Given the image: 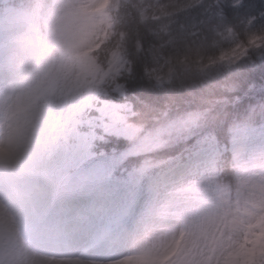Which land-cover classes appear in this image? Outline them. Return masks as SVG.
I'll use <instances>...</instances> for the list:
<instances>
[{
	"label": "trees",
	"instance_id": "trees-1",
	"mask_svg": "<svg viewBox=\"0 0 264 264\" xmlns=\"http://www.w3.org/2000/svg\"><path fill=\"white\" fill-rule=\"evenodd\" d=\"M55 3H0V53L6 45H18L7 29L14 35L21 28L36 29L43 44ZM106 14L105 48L84 55L78 75L64 82L72 88L73 117L86 132L94 131L91 165L108 155L119 173L138 169L146 178L199 147H225L214 172L192 179V191L213 190L223 174L238 187L239 169L227 146L240 129L264 135V43L253 44L264 37V0H108ZM40 53L47 58L51 52ZM117 59L119 66L107 76ZM93 100L116 105L119 116L97 120L96 108L88 115ZM185 117L194 124L159 149L127 155L135 143L144 147L157 128ZM110 123L116 132L108 131ZM93 172L103 178L111 170ZM157 198L155 208L182 207L173 192ZM185 209L192 223L191 248L200 257L210 253L216 220L225 209L206 204L199 192Z\"/></svg>",
	"mask_w": 264,
	"mask_h": 264
},
{
	"label": "rangeland",
	"instance_id": "rangeland-1",
	"mask_svg": "<svg viewBox=\"0 0 264 264\" xmlns=\"http://www.w3.org/2000/svg\"><path fill=\"white\" fill-rule=\"evenodd\" d=\"M105 6L106 0H57L56 10L48 25L52 43L49 42L47 47L49 50L57 48V52L62 53L70 75L78 56L88 47L92 46L97 51L105 48L104 30L100 22ZM53 25L61 29V38L53 39ZM31 33L21 31L20 38L29 40L32 53H35L38 40ZM262 42L264 37H259L253 44ZM33 66V63L27 62V57L11 54L10 51L0 57V110L7 101L21 94L26 78L32 80L24 114L23 140L6 162L0 159V193L8 197L16 212V223L6 209L4 217L7 221L0 222V264H47L45 259L51 256H68L51 251H65L70 234L77 235L73 237L74 240H84L85 244L90 240L97 241L101 251L117 252L116 257L124 258L122 264H196L187 251V223L178 217L158 215L151 205H147V199L158 185L167 190L173 187L187 190L190 178L197 173L191 163L212 160L213 155H209L207 149H200L175 168L149 177L145 182H142L139 172H134L122 211H119V205L106 207L97 204L93 198L99 199L97 195L102 192L92 191L88 185L59 189L51 184L49 187L58 195L62 196L67 191L62 199L57 200L45 185L59 176L49 172L47 166L53 162L60 164L62 170L84 166L94 134L93 131L82 132L72 121L69 87L53 88L52 81L31 74L38 70ZM98 114L102 119H111L117 116V111L111 104L103 102ZM194 121L192 117H185L167 122L153 131L155 134L147 139L146 147L156 150L193 125ZM56 124L70 125V128L59 132L54 126ZM109 131L113 132L114 128L109 127ZM63 134L77 140L76 155L54 144V140ZM241 135L231 145L235 156L241 155L237 157L238 167L241 168L239 188L232 177L223 174L213 190H203L206 200L215 201L216 204L223 202L226 210L218 228L219 233L217 237L214 236L215 246L203 264H264V137L253 139L244 133ZM118 171L115 167L114 174L117 175ZM82 175L83 172H76L77 177ZM142 189L143 193L138 197ZM80 194L86 196L81 197ZM101 196L108 198V194ZM119 199V195L115 197L116 201ZM109 200L116 202L111 198ZM56 201L60 206L57 207ZM33 213L39 224H29L34 218ZM54 227L59 228L55 236L67 238L66 244L62 240L52 244L43 241L44 235L53 234ZM19 230L46 253L38 254L18 236ZM85 244L73 248L71 253L79 256Z\"/></svg>",
	"mask_w": 264,
	"mask_h": 264
},
{
	"label": "bare ground",
	"instance_id": "bare-ground-1",
	"mask_svg": "<svg viewBox=\"0 0 264 264\" xmlns=\"http://www.w3.org/2000/svg\"><path fill=\"white\" fill-rule=\"evenodd\" d=\"M7 210L11 213V216L13 217V221L16 223V212L13 209L10 200L8 199L7 196L3 195L0 193V222L7 221L4 217V210ZM34 216V213H33ZM38 221L36 220V216H34L33 219L29 222V224H34L37 223ZM14 223V224H15ZM39 224V223H37ZM58 227L53 228V234H46L43 236V241L44 242H49L50 244L58 242L62 240L65 244L67 241V238L69 239V242L67 243V247L65 251L63 252H58L56 250L51 251V253L54 254H59V255H68V256H63L59 258H54V256H51L49 258H46L45 262L47 264H122L124 261V258L122 256H117L118 253L113 251V250H108L107 252L101 251L99 249V244L95 240H90L86 242L84 240L80 239H75L73 237H76L77 235L72 236L71 234L67 236V238L63 236H55L58 234ZM18 236L21 237L23 240L27 241L33 249L42 253H46L44 249H42L34 240L30 239L26 235H22V231H18ZM85 248H83L82 252L79 253V256H76L77 254H72L71 251L73 248L76 247H81L80 245H84ZM36 264H45V263H36Z\"/></svg>",
	"mask_w": 264,
	"mask_h": 264
},
{
	"label": "clouds",
	"instance_id": "clouds-1",
	"mask_svg": "<svg viewBox=\"0 0 264 264\" xmlns=\"http://www.w3.org/2000/svg\"><path fill=\"white\" fill-rule=\"evenodd\" d=\"M53 39H59L63 33L61 29L52 26ZM75 44V41H73ZM30 41L25 39L22 42V57L31 54ZM32 87V80L26 78L21 94L7 101L0 110V159L7 161L9 156L15 153L19 144L23 140L24 134V114L27 109L28 90ZM7 173V168L5 167Z\"/></svg>",
	"mask_w": 264,
	"mask_h": 264
}]
</instances>
